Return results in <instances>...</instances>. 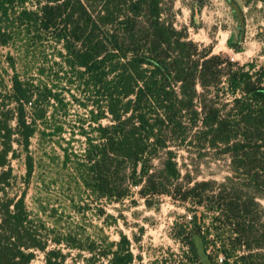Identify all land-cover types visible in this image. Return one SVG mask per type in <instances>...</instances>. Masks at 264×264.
Returning <instances> with one entry per match:
<instances>
[{"label": "trees", "instance_id": "1", "mask_svg": "<svg viewBox=\"0 0 264 264\" xmlns=\"http://www.w3.org/2000/svg\"><path fill=\"white\" fill-rule=\"evenodd\" d=\"M162 15V0H0V45L46 43L57 59L39 68L32 81L21 78L10 62L14 74L8 102L14 107L0 111V264H31L36 252L44 253V264H64V249L87 253L83 264L133 262L126 236L104 242L48 228L28 211L24 194L9 196L13 142L28 152L38 123L50 120L52 131L40 134L61 137L64 127L55 117L67 112L64 91L88 108L65 84H75L91 104L89 118L78 128L82 152L62 148L64 164L76 158L72 164L85 191L114 202L124 201L136 188L146 202L160 196L196 199L204 212L191 217L189 233L179 228L174 236L187 248L184 263L201 264L193 240L197 236L205 253L210 245L218 247L220 264H254L252 247H261L253 244L254 198L243 199L236 184L228 196L225 185L213 191L207 183H180L174 148H183L191 133L220 147L232 173L242 169L253 189H262L264 67L255 71L254 63L239 65L211 54V47L199 49L184 29L177 30ZM43 76L50 80L44 82ZM221 95L225 103L219 106ZM26 169L30 176L29 155ZM205 214L212 217V230H203ZM223 226L230 227L227 238H222ZM212 232L216 239L209 240Z\"/></svg>", "mask_w": 264, "mask_h": 264}, {"label": "rangeland", "instance_id": "2", "mask_svg": "<svg viewBox=\"0 0 264 264\" xmlns=\"http://www.w3.org/2000/svg\"><path fill=\"white\" fill-rule=\"evenodd\" d=\"M162 9L163 18L177 30L184 29L199 49L211 47V54L227 57L239 65L254 63L255 71L264 67V0L251 3L245 0H162ZM23 45L19 42L7 47L0 45V111L14 107L8 102L14 74L11 59L16 72L29 81L37 76L39 68L45 66L47 69L57 61L54 51L46 43L38 47ZM41 78L44 82L50 80L46 76ZM64 86L88 108L73 101L64 91L67 112H59L55 117V122L64 127L61 137L50 138L40 134L41 131H52L50 120L38 123V132L31 138L28 152L13 142L15 157L10 160L12 177L9 196L18 198L24 194L28 211L42 219L48 228L72 230L85 238L96 236L104 242H117L119 234L126 236L133 254L131 264H185L187 248L174 236L179 228L183 233H189L191 217L205 209L194 204L196 199L180 202L160 196L146 202L138 195L137 188L122 202L96 199L85 191L80 173L72 164L76 158L71 157V162L64 164L62 148H68L69 153L82 152L84 145L78 128L82 119L89 118L91 104L75 84ZM224 100L221 95L219 106L225 103ZM102 123L108 124V121L103 120ZM10 125L15 127V121L12 120ZM16 139L14 136L13 140ZM174 150L181 172L180 183L185 185L188 182L189 186L207 183L213 191L225 185L223 189L228 196L233 191L230 188L236 184L243 199L254 198L253 219L257 234L253 244H261V247H252L254 257L251 262L264 264V187L253 189V182L250 183L245 171L240 169L239 173H232L229 160L220 147H211L206 141L195 139L191 133L183 148ZM28 155L32 162L30 176H27L26 169ZM205 215L203 230H212V217ZM222 228V238L230 236V227ZM234 238L235 235H232ZM208 239H216L213 232ZM53 247L50 244L49 248ZM217 248L210 245L206 252L211 255L213 264H220L223 257L218 254ZM63 255L64 264H83L84 257L88 256L85 252L68 249H64ZM31 264H44V253L36 252ZM98 264L110 263L102 259Z\"/></svg>", "mask_w": 264, "mask_h": 264}, {"label": "water", "instance_id": "3", "mask_svg": "<svg viewBox=\"0 0 264 264\" xmlns=\"http://www.w3.org/2000/svg\"><path fill=\"white\" fill-rule=\"evenodd\" d=\"M193 240H194V243L197 249V255H198V258L201 264H211L208 258V255L204 251L201 239L197 236H194Z\"/></svg>", "mask_w": 264, "mask_h": 264}]
</instances>
